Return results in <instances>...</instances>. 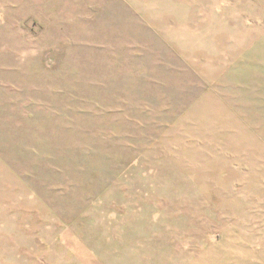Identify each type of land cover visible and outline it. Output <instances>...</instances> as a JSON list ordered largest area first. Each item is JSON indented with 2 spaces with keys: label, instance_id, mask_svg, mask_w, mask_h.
<instances>
[{
  "label": "rangeland",
  "instance_id": "obj_1",
  "mask_svg": "<svg viewBox=\"0 0 264 264\" xmlns=\"http://www.w3.org/2000/svg\"><path fill=\"white\" fill-rule=\"evenodd\" d=\"M0 264H264V0H0Z\"/></svg>",
  "mask_w": 264,
  "mask_h": 264
}]
</instances>
